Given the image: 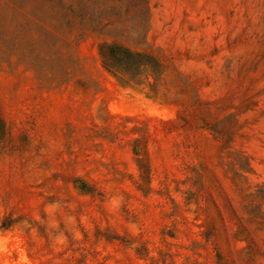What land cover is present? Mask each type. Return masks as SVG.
Returning a JSON list of instances; mask_svg holds the SVG:
<instances>
[{
	"label": "rangeland",
	"instance_id": "obj_1",
	"mask_svg": "<svg viewBox=\"0 0 264 264\" xmlns=\"http://www.w3.org/2000/svg\"><path fill=\"white\" fill-rule=\"evenodd\" d=\"M0 264H264V0H0Z\"/></svg>",
	"mask_w": 264,
	"mask_h": 264
},
{
	"label": "trees",
	"instance_id": "obj_2",
	"mask_svg": "<svg viewBox=\"0 0 264 264\" xmlns=\"http://www.w3.org/2000/svg\"><path fill=\"white\" fill-rule=\"evenodd\" d=\"M102 56L108 68L118 66V64L122 63L129 64L131 61L138 59V55L116 46H105L102 51Z\"/></svg>",
	"mask_w": 264,
	"mask_h": 264
}]
</instances>
